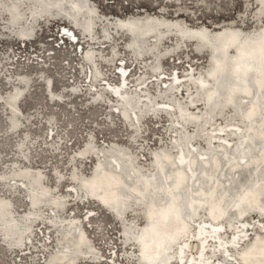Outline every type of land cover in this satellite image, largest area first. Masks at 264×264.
Here are the masks:
<instances>
[{
	"label": "bare ground",
	"instance_id": "6f19581e",
	"mask_svg": "<svg viewBox=\"0 0 264 264\" xmlns=\"http://www.w3.org/2000/svg\"><path fill=\"white\" fill-rule=\"evenodd\" d=\"M52 1L58 12L63 11L64 8H69L70 12L67 16L71 20L47 13ZM8 2L11 8L8 9V12L1 13L8 17L9 22L13 18L14 22L12 21V23H16L13 26L19 29L18 35L16 34L14 37L21 42L32 41L36 36L35 32L38 26L42 23L63 21L64 24L59 29V34H63V39L74 44L79 39L76 32L78 30L83 38H88L90 44H96V29H92L94 16L87 14L92 12L91 14L94 15L95 10L89 4V0L25 1L23 4L28 5L30 10L25 18H23L21 6H18L13 0H8ZM261 2L264 4V0ZM2 5L3 2L0 3V7ZM65 5L67 6L65 7ZM35 12H40V17L36 23H33L35 18L32 21V17ZM61 13L64 14V12ZM257 21L258 19L255 20V23ZM114 25L119 35L123 34L128 37V41L125 43L127 52L132 54L135 60L140 61L146 57L154 62L151 73H154L157 78V74L161 73V65H156L159 61L157 58L159 55L154 53L142 56L141 53L144 52L141 48L143 46L148 50L154 47L159 50L158 48L169 38H164L161 45L156 46L157 43H160V36L163 33H168L171 30L177 33L179 31L172 37L177 42L176 48L194 43V52L197 55L208 52V67L205 72L208 77H205L209 79L197 78L195 75L194 78L198 80L195 81L196 85L191 83V78L185 82V85H191L192 88H195V92L189 94L191 104H197V107L202 108L203 113H190V108L175 98L174 90L169 96L166 95L168 91L170 92V87L167 86L159 96L167 101L161 107L164 109L163 113L170 116L174 115L175 119H169V121L179 125L178 129L175 130L177 135L172 142V147L176 151L172 152L165 147L155 151L152 156V170L147 172L141 169L135 157L126 149L112 145L107 152L111 153L108 156L117 165L114 163L112 168L108 167L104 161L106 156L102 159L103 156L100 155L101 157L96 160L89 177L85 178L78 170H72L69 179L74 191H70L71 195L79 196L78 186L82 187V190L84 189L87 193V195L82 193V196H88L90 201L92 199L98 202L100 207L111 213L118 223L123 222L120 228L122 245L135 247L138 256L133 264H224L227 260L226 264H264V75L257 76L259 72H264V26L261 25L250 32H243L234 27H217L212 31L205 26L190 27L179 19L168 20L155 16L122 19ZM102 26L103 43L111 49L110 56L118 59L119 53L115 44L112 43L107 29L109 25L103 23ZM170 28L173 29L170 30ZM200 42L206 44V49H197ZM76 44L78 46L81 44L80 39ZM177 53L169 54L167 57H173ZM92 54L91 50L82 48L83 60L92 68V72L88 73L86 78L89 79L91 87H97V82H101L104 78L101 79L102 72L96 64L94 54L92 59ZM110 62L108 60V63ZM118 69L120 71L116 72L119 77L118 86H112L108 82L104 84V90H107L108 94L117 99L118 106H115L117 113L127 127L133 129V134H136L141 125L138 113L145 106L140 104L146 102L142 101L143 97L145 100H149V108L146 111L152 112L147 114L157 117L159 113L154 111L156 108L154 109L153 101L149 95L140 96L129 91L127 68L121 66ZM94 72L96 73L95 78ZM223 75L228 76V81H231L228 82L227 86L229 91L221 95L217 82H219V76L223 77ZM252 75L256 77L253 79L257 84L258 91L247 82L249 76ZM41 77L43 76H39V79ZM231 77H234L235 80L233 81ZM24 78L26 77L19 76L16 78L15 83L12 84V92L4 97L0 96V104L7 107L9 131L13 134L18 131L21 122L19 113H16V111L19 112V103L31 87V81L27 85L21 83ZM210 78L217 82H212ZM44 81L46 90L52 94L51 81L48 78ZM147 82L148 80H144L138 86H144L142 90L147 91ZM174 82L172 79L171 84ZM241 83L244 85H240ZM18 85L21 87L25 85L26 93L22 96ZM181 85H174V89ZM202 85L208 87L200 89ZM236 90L237 92H235ZM74 93L76 91L72 92V94ZM199 93L202 95L201 97L198 96ZM259 93L263 99L261 101L262 106L261 103L257 104ZM5 97L11 98L10 103L4 101ZM239 97L244 102L238 103L237 98ZM93 98L99 102L104 97L101 91L97 89ZM125 98H130L132 102H126ZM211 100H215L216 103L224 102L226 104L229 101L232 103H228L223 108L214 107L210 109ZM168 101L171 107H174L173 104L175 103L176 111H170L171 108L167 110L169 108ZM227 109L232 112V119L238 121L242 126L232 128V130H226L223 127L216 128L215 131L219 132L217 134H215L216 132L206 133L207 126L210 125L211 127L213 120L217 116H223ZM12 112L15 113V116ZM51 118L49 123L52 125L56 118ZM188 126H192L194 130L188 132ZM251 134H253L254 140L249 143ZM232 135L237 136L233 145L227 141V137ZM219 136L224 139V142L220 140L222 143L213 145V139ZM48 137H50V133H48ZM198 138L207 141L204 148H200L195 143ZM26 141L27 136L19 142L18 149L19 153L28 159L24 151ZM251 148H255V152L249 156V165L242 169V164L247 162L246 155ZM93 152L94 145L90 139L77 153L81 159H85ZM93 158L96 159L94 155ZM164 160L169 162V168L163 167ZM121 163L125 169L137 172L135 179L129 178L128 183L125 181V177L120 173ZM260 163L263 165L259 166ZM244 174L248 180L241 184L240 179ZM0 180L3 182L7 180L23 182L29 205L28 216L42 217L41 209L45 206H48L55 214L57 211L60 213L65 209V202L47 186L42 172H33L28 167L14 166L8 174L0 175ZM57 180H62L60 174L57 175ZM230 180H234L231 186H229ZM121 185H130L134 192H129L124 187L120 188ZM130 194L135 195L136 198L138 196L144 197L142 205L134 204L139 206V210L142 208L144 211L146 208V215L142 217L144 225L137 228L125 223L123 219L124 213L132 211L131 209L128 210L132 205L130 203L125 205L124 202ZM11 205L9 199L0 197V221L3 220L5 227L4 229L0 227V235L5 247H14L18 251L25 252L29 249L27 240L32 237L33 223L25 215L17 218ZM120 205L125 206V208L128 206L122 215L112 209ZM233 208L237 209L233 211ZM203 212L208 219L206 217V221L200 222L199 226L192 230V223H198ZM227 214L228 216H226ZM53 217L55 218L57 215H53ZM170 217L175 218L176 221L173 223L166 222ZM54 218L51 217L52 224H49L48 228L54 229L53 231L57 235V244L60 242L63 245L61 242L63 238L64 246L62 249L56 250V253H52L46 259L45 264L103 263V257L98 256L84 230H78L79 225L74 219L68 220V224L65 225L66 230H62V227L55 225ZM254 219L258 220L251 221ZM237 224L240 226H236ZM250 231L254 234L247 239ZM228 233L230 236L227 239L225 235ZM210 243L213 245L211 249H208ZM188 252L189 255H187ZM232 253H236L240 257L236 258ZM88 254L94 256H87ZM112 257L111 255L110 258ZM113 264H116L115 260Z\"/></svg>",
	"mask_w": 264,
	"mask_h": 264
},
{
	"label": "rangeland",
	"instance_id": "374dc122",
	"mask_svg": "<svg viewBox=\"0 0 264 264\" xmlns=\"http://www.w3.org/2000/svg\"><path fill=\"white\" fill-rule=\"evenodd\" d=\"M13 1L21 6L23 18L27 17L30 10L28 5L25 6L23 3L29 0ZM1 2L3 5L0 7V96L4 97L12 92V84L19 76L26 77L21 81L22 84L27 85L31 81V87L26 93L25 85L23 87L18 85L21 89V96L26 94L19 103V112L16 111L19 113L21 121L16 133L13 134L9 131L8 110L4 104H0V175L8 174L14 166L28 167L33 172H42L47 186L65 202V209L63 212L57 211L55 214L48 206H45L41 209L42 217L28 216L29 205L23 182L0 180V197L11 201L14 215L17 218L25 215L33 223L32 237L27 240L29 249L25 252L18 251L14 247H5L0 235V264H45L46 259L52 253L62 249L63 238L61 241L63 245L60 242L57 244V235L54 233V229L48 228V225L52 224L51 217L54 218L53 215H57L54 218V223L56 226L62 227V230H66L65 225L68 224V220L74 219L79 225L78 230H84L98 256L103 257L102 264H113L114 260L116 264L135 263L138 258L136 248L122 245L120 228L123 222L118 223L111 213L100 207L98 202L92 199L90 201L88 196H82V193L87 195L82 187L78 186L79 196L71 195L70 191H74V189L69 179L70 174L72 170H78L83 177H89L96 160L101 156H103L102 159L106 156L104 161L108 167L112 168L114 162L109 157L111 153L107 152L112 145L126 149L135 157L141 169L147 172L152 170V156L155 151L165 147L175 152L172 142L177 135L175 130L179 125L169 121V119H175L174 115L163 113L164 109L161 107L167 101H164L159 94L169 86L170 92L168 91L166 95L169 96L174 90L175 98L184 102L186 107L190 108V113H203L202 108L197 107V104H191L189 94H193L195 88L185 85V82L188 78H191L190 81L193 84L200 77L209 79L205 77L207 76L205 72L208 67L209 54L205 52L197 55L194 52V43L176 48L177 42L172 37L179 31L177 33L171 30L173 28H170V32L160 36V43L156 42V46H160L164 38L169 37L158 48L160 52L154 47L147 50L141 44V50L144 52L141 53L142 56L154 53L159 55L156 65H161V73L157 74V78L154 73H151L154 62L146 57L140 61L135 60L133 55L127 52L125 43L128 41V37L123 34L119 35L114 24L122 19L155 16L168 20L179 19L190 27L205 26L212 31L217 27H234L243 32H250L261 25L264 26V4L261 0H89V4L95 10L94 15L88 10L87 14L94 16L92 29H96V44H90L88 38H83L80 31L77 30L81 42L78 46L76 43L79 39L72 44L71 41L62 38V33L59 34V29L64 24L63 21L42 23L38 26L35 32L36 36L32 41L21 42L14 37L19 29L13 26L16 24L12 23L13 18L9 22L8 17L1 13L8 12V9L11 8L10 4H8V0H0ZM61 12L54 8L53 1L50 2L47 13L71 20L67 16L70 12L69 8H64ZM39 17L40 12H35L32 17V21L35 18L33 23H36ZM256 19L258 21L255 23ZM103 23L109 25L107 29L112 43L115 44L119 53L118 59L110 56L111 49L103 43L104 39L101 37ZM82 48L93 52L96 64L102 72L101 79H104L97 82V87H91L89 79L86 78L87 74L92 72V68L84 62ZM197 49L204 50L206 48L198 47ZM176 52L178 53L175 56L167 57ZM93 54L91 55L92 59ZM108 60L111 62L108 63ZM121 66L126 67L129 71L127 74L129 76L127 81L129 91L140 96L149 95L153 101L154 109L156 108L154 111L159 113L157 117L149 115L152 113L149 110V112L146 111L149 108V100H145L143 97L142 101L146 102L140 104L145 106L138 113L141 125L136 134H133V129L128 128L117 113L115 109V106H118L117 99L104 90V84L108 82L112 86H118L119 77L116 72ZM93 74L95 78L96 73ZM195 75L197 78H194ZM39 76L43 77L39 79ZM46 78L51 81L52 94L46 90L44 81ZM172 79L175 81L174 84H171ZM144 80H148L147 91L142 90L144 86H138ZM176 84L182 85L174 89ZM97 89L104 97L99 102L93 98ZM73 91L76 93L72 94ZM120 91L122 90L120 89ZM198 96L202 95L199 93ZM4 99L6 103L11 101V98L8 97ZM242 101L240 97L237 98L238 103H242ZM167 105L171 108L170 111H176L175 103L174 107L170 106L169 101ZM232 115V112L227 109L223 116H217L213 120L211 127L207 126L206 133L216 132L215 134H217L219 132L215 131L216 128L223 127L226 130H232V128L242 126L238 121L232 119ZM51 117L56 118L52 125L49 123ZM132 122L134 121L132 120ZM192 130H194L192 126L187 127L188 132ZM48 133H50V137H48ZM26 136L24 151L28 159L23 157L18 149L19 142ZM235 138H237L236 135L229 136L227 141L233 145L236 142ZM90 139L93 141L94 152L90 153L88 158L81 159L77 152L81 151ZM220 140L224 142L220 136L213 139V145L222 143ZM206 142L203 138H198L195 141L200 148H204ZM93 155L96 159L93 158ZM58 174L62 176L61 181L57 180ZM247 180L244 174L241 176L240 183L243 184ZM124 188L129 192H134L130 185H124ZM130 209L131 212L124 213V222L136 228L144 225L142 217L146 215V208L143 211L142 208L139 210L138 205H132L128 210ZM206 217L203 212L198 223H192V230H195L200 222L206 221L208 219ZM236 226H240V224ZM0 227L1 229L5 228L3 220L0 221ZM253 234L250 231L247 239L251 238ZM229 236V233L225 235L227 239ZM212 245L213 243H210L208 249H211ZM189 254L188 252L187 255ZM232 254L236 258L240 257L236 253ZM111 255L112 258H110ZM87 256L94 255L88 254ZM227 262L228 260L224 264Z\"/></svg>",
	"mask_w": 264,
	"mask_h": 264
},
{
	"label": "water",
	"instance_id": "95a60500",
	"mask_svg": "<svg viewBox=\"0 0 264 264\" xmlns=\"http://www.w3.org/2000/svg\"><path fill=\"white\" fill-rule=\"evenodd\" d=\"M71 26H73V25H71ZM146 34V33H145ZM201 41V40H200ZM206 44L205 43H203V42H200V45H199V47L200 48H206V46H205ZM261 75H264V72H259L258 74H257V76H261ZM228 76H224L223 75V77H221V76H219V79H218V81L219 82H217L216 80H213V78H210L211 80H212V82L214 81V82H217V84H219L218 85V88H219V91H220V94L222 95V94H225V92H228L229 90H228V88H227V86H228V82H230V81H228ZM256 78V77H254L253 75L252 76H249V78H248V80H247V82H249L251 85H252V87L256 90V91H258L257 89V84H256V82H255V80L254 79ZM231 79L234 81L235 79H234V77H231ZM222 85H223V87H222ZM240 85H244L243 83H241ZM208 86H201L200 87V89H205V88H207ZM260 91V90H259ZM235 92H237V90L235 91ZM235 92H233V93H235ZM235 97H238V96H236L235 95ZM263 99H262V97H261V93H259L258 95H257V104L258 103H261V106H262V101ZM125 101L126 102H132V100L130 99V98H125ZM212 101V100H211ZM228 103L229 104H231L232 102H226V104L224 103V102H220V103H216L215 102V100L214 101H212L210 104H209V107H210V109H212V108H214V107H221V108H223V107H225V105H228ZM168 109H170V108H168ZM139 117H140V115H139ZM250 140H248L249 141V143H251L252 142V140H254V137H253V134H251V136H250ZM253 152H255V148H251L250 149V151L247 153V155H246V161L247 162H245L244 164H242V169H245V167L247 166V165H249V156H251L252 154H253ZM116 158H118V157H116ZM112 162H114L115 163V161H113V160H111ZM116 164V163H115ZM169 162L167 161V160H164V162H163V167L164 168H169ZM117 165V164H116ZM160 165H162V164H160ZM263 165V163H260L259 164V166H262ZM120 173H121V175H123L124 177H125V181L127 182V180L129 179V178H132V179H135L136 178V176H137V172L136 171H133V170H130V169H125L124 167H123V164L121 163V171H120ZM234 182V180H230V185L229 186H231L232 185V183ZM124 186H120V188H123ZM144 201V197H141V196H138V198H136L135 197V195H133V194H130V196H128V198H125V200H124V202H125V205H129V203H130V205H134L135 203H138L139 205H142V202ZM123 207V208H122ZM128 207V206H127ZM127 207L125 208V206H122V205H120L119 207H114V208H112L113 209V211L114 212H116V213H118V214H123L124 213V211L127 209ZM234 210L233 211H235L237 208H233ZM250 210H251V208H250ZM249 209L247 210L248 212L250 211ZM226 216H228V214L226 215ZM173 221L175 222L176 220H175V218H172V217H170V218H168V220H166V222H168V223H173ZM8 229V228H7ZM10 231H13V230H11V229H9ZM65 238H66V236H64ZM69 237V236H68ZM135 242H136V240H135Z\"/></svg>",
	"mask_w": 264,
	"mask_h": 264
}]
</instances>
